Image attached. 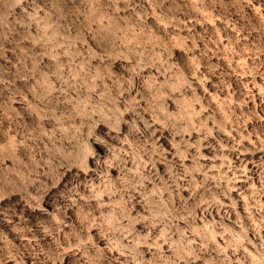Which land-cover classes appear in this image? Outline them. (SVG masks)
Listing matches in <instances>:
<instances>
[{
  "label": "rangeland",
  "instance_id": "obj_1",
  "mask_svg": "<svg viewBox=\"0 0 264 264\" xmlns=\"http://www.w3.org/2000/svg\"><path fill=\"white\" fill-rule=\"evenodd\" d=\"M0 264H264V0H0Z\"/></svg>",
  "mask_w": 264,
  "mask_h": 264
}]
</instances>
